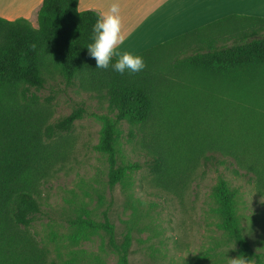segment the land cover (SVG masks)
Segmentation results:
<instances>
[{"label": "trees", "instance_id": "16d2710c", "mask_svg": "<svg viewBox=\"0 0 264 264\" xmlns=\"http://www.w3.org/2000/svg\"><path fill=\"white\" fill-rule=\"evenodd\" d=\"M97 12L79 9V0H43L37 26L25 17L10 20L0 16V264H46L44 253L24 231L41 211L31 176L49 160L56 135L71 132L85 111L79 106L50 123L51 110L32 93V89L45 88L50 80L59 79L105 99L115 113L114 121L104 118L98 145L109 162L111 187L123 182L129 169L139 166L118 162L117 124L127 122L143 131L160 116L162 130L153 136L152 157L146 162L155 186L183 193L198 166L225 164L236 175L249 176L264 193V125L255 121L264 122V113L253 117L251 106L242 103L244 126L238 132L219 115L223 99L243 101L261 95L264 17L225 16L136 53L143 57L146 68L120 74L111 66L96 68L88 54ZM233 28L235 33L225 34ZM185 74L203 79L192 83L200 96L188 83L174 82V77ZM193 110L202 112L198 119L202 124L188 117ZM227 184L220 178L214 190L217 225L234 243L238 256L264 264L240 226L236 190ZM73 223L78 227L75 239L102 232L118 256L117 264H132L131 229L119 237L107 214L101 221L80 216ZM184 264L206 263L190 260Z\"/></svg>", "mask_w": 264, "mask_h": 264}, {"label": "rangeland", "instance_id": "374dc122", "mask_svg": "<svg viewBox=\"0 0 264 264\" xmlns=\"http://www.w3.org/2000/svg\"><path fill=\"white\" fill-rule=\"evenodd\" d=\"M236 31L233 28L225 34ZM174 79L188 83L196 95H201L195 90L198 86L192 84L202 82L201 77L185 74ZM260 92L256 99L221 100L219 115L223 122L236 132L242 129L244 104L251 106L248 109L253 117L264 113V86ZM32 93L51 110L50 123L79 106L85 110L71 132L56 135L49 160L31 176L41 211L24 231L44 253L46 264H117L118 256L107 245L104 233L74 238L78 227L73 222L77 218L88 216L101 221L105 214L115 224L119 237L132 230V264H184L190 260L228 264V259L238 254L234 243L226 239L217 225L214 190L220 178L236 190L240 226L264 260V193L253 185L249 176L236 175L225 164L210 167L202 164L191 174L183 193L155 186L146 162L152 157L153 138L156 139L153 136L163 126L161 117L157 116L143 131L127 122L117 124L118 162L139 166L129 169L124 181L111 187L109 162L98 148L104 118L116 120L108 102L59 79L50 80L43 89H32ZM201 113L193 110L188 117L197 119L195 124L200 125ZM255 121L264 125L259 118ZM198 130L202 129L198 127Z\"/></svg>", "mask_w": 264, "mask_h": 264}, {"label": "crops", "instance_id": "0c3cea01", "mask_svg": "<svg viewBox=\"0 0 264 264\" xmlns=\"http://www.w3.org/2000/svg\"><path fill=\"white\" fill-rule=\"evenodd\" d=\"M43 0H0V16L37 26ZM114 0H79V9L106 11ZM123 44L133 54L232 14L264 17V0H119Z\"/></svg>", "mask_w": 264, "mask_h": 264}, {"label": "clouds", "instance_id": "9594fccd", "mask_svg": "<svg viewBox=\"0 0 264 264\" xmlns=\"http://www.w3.org/2000/svg\"><path fill=\"white\" fill-rule=\"evenodd\" d=\"M120 11L119 0H114L106 11L96 13L98 19L93 27L94 42L87 45L88 54L96 61L98 69H108L111 66L120 74H124L126 71L129 74L139 73L146 68L143 57L133 54L131 51H117L118 46L125 40ZM34 47L35 45H33ZM114 57L117 59L113 64ZM228 264H256V262L241 255L229 258Z\"/></svg>", "mask_w": 264, "mask_h": 264}]
</instances>
